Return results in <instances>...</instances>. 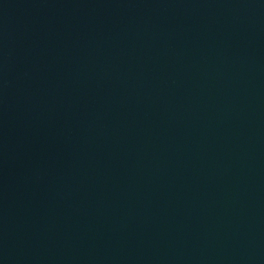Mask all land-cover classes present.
Listing matches in <instances>:
<instances>
[{
    "label": "water",
    "instance_id": "water-1",
    "mask_svg": "<svg viewBox=\"0 0 264 264\" xmlns=\"http://www.w3.org/2000/svg\"><path fill=\"white\" fill-rule=\"evenodd\" d=\"M0 264H264V0H0Z\"/></svg>",
    "mask_w": 264,
    "mask_h": 264
}]
</instances>
